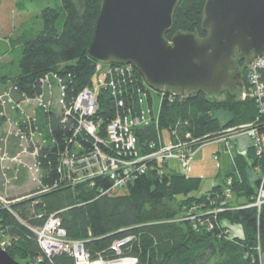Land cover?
Returning <instances> with one entry per match:
<instances>
[{"label": "trees", "instance_id": "1", "mask_svg": "<svg viewBox=\"0 0 264 264\" xmlns=\"http://www.w3.org/2000/svg\"><path fill=\"white\" fill-rule=\"evenodd\" d=\"M56 1L55 7L45 6L40 11V27H22V31L10 36V41L5 38L9 47L19 48L21 55L15 72L2 71L0 65V88H12L16 101L46 92L47 86L41 80L48 76L55 85L53 74L63 79L65 96L70 100L91 85L97 62L88 56V50L101 1ZM205 1L179 0L165 37L170 39L178 31L205 36L201 27ZM16 6L22 9V4L16 2ZM8 52L6 47L0 57ZM240 66L244 84L247 68L243 61ZM260 74L264 88V69ZM142 83L135 70L130 77L124 74L116 79L115 94L99 90L94 118L101 120L102 137L106 124L116 114L123 116L129 109L139 111ZM156 96V116L134 130L140 154L149 152L151 142L166 144L213 137L218 131L254 121L258 113L254 100L227 93L223 98L200 92L172 100L167 92ZM217 111L228 112V119L221 120ZM11 114L12 120L19 119V112ZM35 115L34 124L48 139L38 158L44 174L40 189H47L35 190L28 197L17 196L23 198L10 204V208L0 205V242L7 238L4 249L15 260L22 264H74L66 252L47 257L31 229L55 213L67 238L84 241L92 259L132 258L133 264H260L259 256L264 254V204L260 209L242 207L243 204L232 207L228 200L225 202L224 178L231 176V191L244 198V204L250 203L258 179L251 183L247 168L260 167L264 171V154L257 158L251 148L244 155L236 154L232 169L222 179L224 183L199 196L193 192L199 190L201 178L181 173L178 167L169 165L170 161L148 163L146 171L137 174L122 193L106 194L111 185L108 177L95 178L93 185L71 184L61 173V152L74 141L86 147L93 142L83 130L77 131L78 114L59 117L38 109ZM4 125L6 118L0 116V135L4 134ZM16 147L17 139L12 137L9 151L14 153ZM25 173L19 171L21 176ZM189 215L192 220L187 218ZM233 224L242 228L240 234L232 233ZM115 242H122L118 249L113 247Z\"/></svg>", "mask_w": 264, "mask_h": 264}, {"label": "built area", "instance_id": "2", "mask_svg": "<svg viewBox=\"0 0 264 264\" xmlns=\"http://www.w3.org/2000/svg\"><path fill=\"white\" fill-rule=\"evenodd\" d=\"M102 67L106 68L103 70ZM246 68V80L244 84L242 83V91L238 93V97L242 100L249 98L254 100L258 113L254 121L222 130L219 133L221 138L218 141L228 143L230 137L235 138L239 134H245L250 141L249 148L253 150L257 158H261L264 154V120L259 119L261 117L264 119V88L260 80V71L264 69V55L256 56ZM134 71L135 68L131 64H102L97 62L91 85L83 87L72 100L66 98V86L63 79L57 74L52 76L55 85L48 76L41 80L47 86L46 92L43 91L37 96L25 97L19 101L13 98L12 88L11 90L10 88H0V116L6 118V125L3 128L4 134L0 135V187L3 185L12 186L18 179L19 171L23 169L26 171L28 182L35 184L38 191L47 189H40L44 174L38 158L48 139L43 137L42 131L35 125L36 123L34 124L38 109H43L46 113H52L59 117L69 116L76 112L79 125L77 131L83 130L93 140L91 146L87 147L78 141H74L69 148L59 154L61 173L62 175L63 173L66 174V178L71 184L89 182L93 185L95 178L108 177L111 180V185L105 190V193L114 194L127 184L132 183L137 174L144 173L148 163L152 161L161 164L175 160L178 162L181 171L186 172L191 157L195 154L194 144L213 137L216 139L220 136L218 135L216 138L215 136L205 137L189 142L166 144L151 142L148 145L149 152L140 154L134 130L136 127L149 124L155 116L153 93L160 96L165 93L153 92L143 79V91L138 93L139 111L134 112L129 109L123 116L116 114L106 124L105 136L100 135L101 120L94 118L98 108L97 94L99 90L102 88L115 94L116 79L124 74L130 77ZM170 97L172 100L176 96L170 94ZM149 98L151 100L150 105H148ZM118 104H122V102L119 101ZM13 111L20 113V116L17 117L19 119H11ZM12 137L17 139V147L14 153L9 151V141ZM257 179L258 183L255 186L253 201L245 207L260 209L264 204V171ZM231 182V178L226 180L227 185H230ZM1 191L3 194L0 192V197L3 195L2 197L5 198L4 188ZM230 192V188H226L225 196ZM22 198L15 197L9 200L5 198L8 203L1 202L0 205L10 208V202ZM190 217L193 218V216ZM47 222H49L48 225L45 224ZM31 229L47 257L66 252L73 258L74 264H90L91 256L84 246V241L67 238L66 231L61 226L60 218L55 213L49 214L41 226L31 227ZM5 243L6 241L2 240L0 247L4 248ZM121 243L115 242L113 247L118 249ZM128 259L133 264L134 260ZM39 260L41 259L39 258Z\"/></svg>", "mask_w": 264, "mask_h": 264}, {"label": "water", "instance_id": "3", "mask_svg": "<svg viewBox=\"0 0 264 264\" xmlns=\"http://www.w3.org/2000/svg\"><path fill=\"white\" fill-rule=\"evenodd\" d=\"M88 56L131 64L152 90L174 96L242 91L240 68L264 55V0H206L200 37L178 31L170 39L179 0H100ZM0 264H21L0 247Z\"/></svg>", "mask_w": 264, "mask_h": 264}, {"label": "rangeland", "instance_id": "4", "mask_svg": "<svg viewBox=\"0 0 264 264\" xmlns=\"http://www.w3.org/2000/svg\"><path fill=\"white\" fill-rule=\"evenodd\" d=\"M16 2L22 4V9H19L18 6H16ZM57 5L56 0H0V51H3L6 47L9 48L10 52L8 54L3 55L0 57V65H3L2 71H9V72H15L18 68V60L20 58V50L17 47H9L8 42L6 39L10 41V36H14L16 32L22 31L23 28L26 27H34L38 28L41 26L42 21L40 18V11L45 6H53L55 7ZM4 26V27H3ZM3 27V28H2ZM12 29L14 30L13 35H11ZM6 38V39H5ZM106 67H102L104 70ZM220 98H223V95L219 96ZM159 99H157V96L155 95L153 98V106H154V114L156 116V106L158 105ZM216 115L220 117L221 120H226L229 117V113L226 111H217ZM222 132L218 131L217 133H214L213 136L218 137L219 133ZM220 136V135H219ZM165 137L166 134H165ZM221 138L218 137L216 139L209 138L203 141L196 142L195 148H194V155L191 157V160L189 162L190 171L188 172V175L191 176H197L201 178L200 182V188L199 190L193 192L194 195L199 196L202 193L210 190L213 186L224 183L222 182V179L225 177L226 173L230 171L233 167L232 161L229 162V160L226 157V151L223 149L221 145H218L217 142L218 139ZM234 137L229 138V142H223L225 145L228 144L227 147L234 141ZM229 147V148H230ZM220 151V153L216 154L217 151ZM248 150V149H247ZM246 150V151H247ZM216 156V157H215ZM250 162V160L248 161ZM169 165L175 166L176 168L179 167V164L175 160H171L169 162ZM249 168V169H248ZM247 168V175L248 179L251 183L255 184L257 178L261 175L260 167H248ZM181 173V168H177ZM231 178L227 177L224 179ZM232 179V178H231ZM232 182L230 185L226 184V188L231 187ZM4 188L5 190V198L6 199H12L17 196H30L32 192L35 193V190H38L37 186L32 183H28L27 181L24 184L21 185H13V186H1L0 189L2 190ZM0 190L1 194L3 192ZM124 190V189H123ZM123 190H119L117 193L120 194L123 192ZM231 190V189H230ZM38 192V191H36ZM37 194V193H36ZM3 196V195H2ZM0 197V203L6 202L8 203V200H6L3 197ZM225 199L232 204V207L238 205H241L242 207H245L247 204H244V198L241 196L234 194L232 191L230 194L225 196ZM16 199L14 202H17ZM253 201V200H252ZM251 201V202H252ZM14 202H10L9 204H12ZM250 202V203H251ZM2 204V203H1ZM216 210V208L214 209ZM215 212V211H214ZM186 215V214H185ZM190 220H192V217H187ZM46 225L49 224V222L45 223ZM46 227V226H45ZM44 227V228H45ZM232 233H238L241 232V227L239 225L233 224L231 226ZM5 238L4 240L7 242ZM260 264H264V254H261L259 256ZM122 260L125 262V264H132L130 262V259L126 258H115L113 260H105L103 258H96V259H90V264H109L110 262ZM18 261V260H17ZM21 263V262H20ZM22 264V263H21Z\"/></svg>", "mask_w": 264, "mask_h": 264}, {"label": "crops", "instance_id": "5", "mask_svg": "<svg viewBox=\"0 0 264 264\" xmlns=\"http://www.w3.org/2000/svg\"><path fill=\"white\" fill-rule=\"evenodd\" d=\"M0 23H2V22L0 21ZM13 31L14 30L12 29L11 35H13V33H14ZM217 143H218V145H221L223 147V149H225V151H226L225 155H226L227 159L229 160V162L232 161V163L234 162L233 160H234L235 155L236 154H243L244 155V153L246 152V150L249 148V145H250L249 144L250 143L249 138L245 134H239L238 136H236L234 141L231 143V147L230 148H228L223 142H217ZM218 153H220L219 150L217 151L216 154H218ZM190 166H191V164H190ZM190 166H189L188 170L186 171V175H188V172L190 171ZM21 170H23V169H21ZM24 176H21V174H19L18 180L16 182H14L13 185L24 184V182L27 179L26 173H25ZM188 176H191V175H188Z\"/></svg>", "mask_w": 264, "mask_h": 264}, {"label": "bare ground", "instance_id": "6", "mask_svg": "<svg viewBox=\"0 0 264 264\" xmlns=\"http://www.w3.org/2000/svg\"><path fill=\"white\" fill-rule=\"evenodd\" d=\"M256 163V162H255ZM249 169V168H248ZM246 182H247V180H246ZM253 193V192H252ZM254 195V194H253ZM263 206V205H262ZM261 252H262V250H261ZM131 262V261H130ZM98 264V263H97ZM109 264H125V262L124 261H122V260H118V261H114V262H110Z\"/></svg>", "mask_w": 264, "mask_h": 264}, {"label": "flooded vegetation", "instance_id": "7", "mask_svg": "<svg viewBox=\"0 0 264 264\" xmlns=\"http://www.w3.org/2000/svg\"><path fill=\"white\" fill-rule=\"evenodd\" d=\"M235 59V62L237 63L238 67L240 68V73H241V66H240V62H241V59L237 56L234 57Z\"/></svg>", "mask_w": 264, "mask_h": 264}]
</instances>
